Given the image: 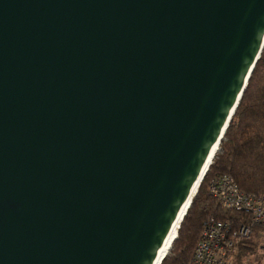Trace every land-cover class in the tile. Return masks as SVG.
Returning <instances> with one entry per match:
<instances>
[{
    "label": "water",
    "instance_id": "1",
    "mask_svg": "<svg viewBox=\"0 0 264 264\" xmlns=\"http://www.w3.org/2000/svg\"><path fill=\"white\" fill-rule=\"evenodd\" d=\"M264 46V0H0V264H152Z\"/></svg>",
    "mask_w": 264,
    "mask_h": 264
},
{
    "label": "trees",
    "instance_id": "2",
    "mask_svg": "<svg viewBox=\"0 0 264 264\" xmlns=\"http://www.w3.org/2000/svg\"><path fill=\"white\" fill-rule=\"evenodd\" d=\"M223 175L233 178L240 191L264 196V46L211 164L202 176L175 239L160 264H186L199 239L202 225L208 219L229 221L234 226L248 221L247 216L223 208L209 194L210 182ZM250 243L242 242L239 256L250 251Z\"/></svg>",
    "mask_w": 264,
    "mask_h": 264
},
{
    "label": "built area",
    "instance_id": "3",
    "mask_svg": "<svg viewBox=\"0 0 264 264\" xmlns=\"http://www.w3.org/2000/svg\"><path fill=\"white\" fill-rule=\"evenodd\" d=\"M209 194L223 208L247 216L248 221L234 226L229 221L206 220L199 239L186 264H234L243 241L260 239L259 251L264 257V196H252L240 191L227 175L213 179ZM258 229V232H254Z\"/></svg>",
    "mask_w": 264,
    "mask_h": 264
},
{
    "label": "bare ground",
    "instance_id": "4",
    "mask_svg": "<svg viewBox=\"0 0 264 264\" xmlns=\"http://www.w3.org/2000/svg\"><path fill=\"white\" fill-rule=\"evenodd\" d=\"M218 145L219 143L217 142L216 144H214V146L212 147V149L210 150V153L206 159V162L204 164V167L200 173V176L198 177V179L195 181V183L193 184L192 186V189H191V192H190V196L188 197V199L186 200V202L182 205L169 233L166 235L160 249L158 250V253H157V256L154 260V262L152 264H160V262L162 261V259L166 256V254L168 253L169 251V247H170V244L172 243V241L175 239V236H176V231L177 229L179 228V224H180V221H182V218H183V214L184 211L186 210V208L188 207L189 208V205H190V200L192 199L193 195H194V191L197 187V185L199 184V182L201 181L202 179V176L204 175L205 171L207 170L208 166L211 164V160L213 159L217 149H218Z\"/></svg>",
    "mask_w": 264,
    "mask_h": 264
},
{
    "label": "rangeland",
    "instance_id": "5",
    "mask_svg": "<svg viewBox=\"0 0 264 264\" xmlns=\"http://www.w3.org/2000/svg\"><path fill=\"white\" fill-rule=\"evenodd\" d=\"M197 187H198V185H197ZM197 187H196V189H197ZM196 189L194 191V195L196 194ZM187 209H188V207L186 208V210ZM185 211H184V213H185ZM259 241H260V239L258 237H255L251 241L250 245H248L250 251H248L245 255H240V256L238 255L237 257H235L233 260L234 264H264V257L261 256L259 248H258L259 244H260ZM170 246H171V244H170Z\"/></svg>",
    "mask_w": 264,
    "mask_h": 264
}]
</instances>
